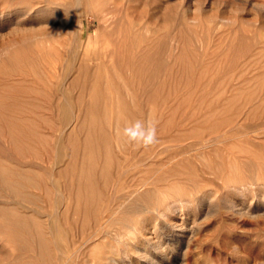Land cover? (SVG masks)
<instances>
[{
	"label": "rangeland",
	"instance_id": "obj_1",
	"mask_svg": "<svg viewBox=\"0 0 264 264\" xmlns=\"http://www.w3.org/2000/svg\"><path fill=\"white\" fill-rule=\"evenodd\" d=\"M49 1L57 3L0 0V167L34 196L26 204L0 185V264H264V0H80L77 10L72 0H59L62 6ZM108 4L124 8L112 29L121 35L129 30L148 84L125 100L129 108L120 124L115 114H87L75 127L64 124L56 105L68 107L62 92H79L70 75L79 68L76 57L86 39L97 35L99 7ZM33 60L42 72L36 81ZM30 115L36 117L23 128L38 137L10 141L15 127L4 119ZM68 119L74 120L71 114ZM136 121L154 125L156 138L187 133L190 139L155 147L158 157L153 146H142L146 183L126 202L131 208H119V191L140 177L133 172L136 156L127 161L122 155L124 142L133 145L124 130ZM193 121L199 122L195 129ZM217 121L225 127L211 136L220 143L199 145ZM101 123L113 136L119 131L122 142L111 139L112 154L102 149L100 156L93 145ZM93 163L97 170L85 176L104 187L95 193L77 186L81 168ZM105 169L108 178L98 181ZM81 197L96 201L92 218L77 210ZM105 202L114 204L107 211L117 209L109 235L89 240L109 214ZM76 246L79 255L71 258Z\"/></svg>",
	"mask_w": 264,
	"mask_h": 264
},
{
	"label": "bare ground",
	"instance_id": "obj_2",
	"mask_svg": "<svg viewBox=\"0 0 264 264\" xmlns=\"http://www.w3.org/2000/svg\"><path fill=\"white\" fill-rule=\"evenodd\" d=\"M60 1H62V0H60ZM60 1L57 0V3H53V2L49 1V4L59 5ZM79 1L80 0H72L71 1L70 6L73 7L72 10L75 9L74 7L77 6L76 4H78ZM89 2L86 1V3H89ZM62 5H63V3H62ZM62 5L60 4V6H62ZM66 5L68 6V4H66ZM84 5H85V3H84ZM88 6H90V5L88 4L87 7ZM119 9H120V7H119ZM119 9L117 6H113L111 4L101 5L99 7L98 11H99L100 16L96 17L98 20V24H99L97 35L95 36L93 42L89 38L86 39V46H85L86 49L82 53L77 54L76 59L78 60L77 62L79 64H77L76 66L79 67L78 69H75V67L73 65L74 62H73V60H71L73 62L72 63L73 67L71 68V70L73 71V68H74L76 70V72L74 70V73L71 72L72 75H70V71H69V74H67V76L70 75L72 77V81L70 84L72 87L79 88V92L77 90V92H76L77 95H76V93L73 91L75 96H73V94H71V92H69L68 90L61 93L62 94L61 98L63 101H65V105L68 104V107H67V105L65 107L62 103L56 105V109L59 113L58 120L60 122H62L64 124L67 123V121L73 122V126L75 127L77 125L79 119H80L79 117H81L82 115L85 116L87 114H90V115L96 114V115L107 116L109 114L111 116V115L115 114L116 121L120 124L122 122L120 120L123 119V110L129 108V106L125 103V100L127 98H129L130 96H132L134 91H136V90L140 91L141 89H143V87L145 85L148 84V81H149L148 78L149 77L147 76L148 73H145L144 66L141 64L142 60L140 59L139 56H136V52H135L134 48L132 47V45H134V44L129 43V30L128 31L126 30L128 33H124V35H121L120 34L121 31H120V33H118V32H114L112 29L111 23L114 20V17H116V15L120 14V12H122L121 10H123L124 8L121 6V10H120V12H118ZM76 10H77V7H76ZM66 11L68 12V10H66ZM66 11H64V9H63V12H66ZM72 12H73V14H75L74 11H72ZM123 21H124V19H122L121 23L124 26ZM125 29H127V28L125 27ZM92 43H93L94 48L90 49L89 46ZM34 45H37V44L35 43ZM95 46H97V48ZM71 52H72V50H71ZM34 54H35L34 57L37 56V52H35ZM143 55L144 54H142V56ZM37 59H38V56H37ZM37 59H35V60H37ZM71 59H73V57H71ZM35 60L32 61L33 70L31 72V74L34 73L33 74L34 77H32V79L34 78L33 81H36V79L39 80L40 78H38V75H41L40 73H42L38 68H36L38 65H36ZM43 60H45V59H43ZM64 60H66V57L64 58ZM37 61H39V60H37ZM41 61H39V62L41 63ZM48 62L51 63V62H54V60L53 61L48 60ZM63 62H65V61H63ZM249 62H251V61H249ZM46 63H47V61H46ZM58 64H60V63H58ZM58 64H56V65H58ZM160 64H162V63L160 62ZM59 66H62V64ZM59 66H58V68H60ZM51 67H53V66H51ZM54 68L57 69V67H54ZM54 68H53V70H54ZM47 70H48V68H47ZM68 70H70V69H68ZM38 71H39V73H38ZM59 71H62V70L59 69ZM43 72L46 73V69H44ZM48 72L49 71H47V73ZM49 73H48V75H50ZM55 74L56 73L54 72V76H55ZM61 76H62V72H61V74L59 73L58 77H61ZM35 77H36V79H35ZM68 79H70L69 76H68ZM59 80H61V78ZM64 80H66V79L64 78ZM60 82H62V81H60ZM63 83H64V81L60 85H62L63 87L67 85V82H66V85H64ZM70 84H69V87H71ZM61 90H62V88H61ZM71 90H75V89L71 88ZM143 91H144V89H143ZM59 92H60V90H59ZM114 100L116 101L115 103H113ZM69 107L71 108L70 112L68 111ZM140 109L143 110V107ZM52 111H53V109H52ZM69 113L71 114L72 119L74 118L73 121L68 119V117L70 115ZM127 115H129V113ZM35 117H36V115H30L28 119L22 120V121H20V120L17 121V119H14V120L4 119V124L6 126L9 123L12 127H15V129L9 128L8 135H9L10 141L17 143V142L21 141L22 138H24L26 136H27L26 138H28V135H29L30 141H32L34 138H37L38 132H33L29 129L27 131V129L23 128L25 123H27L30 118H35ZM209 119L212 120L213 118L210 117L208 119H205L203 122H205ZM192 123H193V125L191 126L192 129H195L199 125V122H196V121H193ZM69 126H70V124H69ZM100 126H101V131H100L99 142H97L96 145H93V149L96 151L95 154L101 156V150L102 149H105L106 151H108L109 153L112 154L111 144H109V141L111 139H112V141L114 139H116L120 143V142H122L121 141L122 135H120L121 133L119 131H116V134L113 136L112 132H110V130H107L105 128L106 123H101ZM223 127H225V124L223 121L215 122V125H213L211 127V129L209 130V133L207 135L208 137L203 138L204 136H202L201 143H199L197 140V144L199 143V145L201 144L202 146L205 144L211 145L212 140L216 141L215 138H217V137L213 138L211 135L212 134H214V135L218 134V132L220 131V128H223ZM155 129H156V136H157L158 129L157 128H155ZM186 134L187 133L181 134L179 136L174 135L173 137L169 136V139H168V137L161 139V138H159L160 137V135H159L156 138V143L154 145H152L153 146V148H151L152 150H150V149L149 150L151 152L153 151L152 153L155 155V157L156 156L158 157V155H156L155 147H163L162 145L170 144L171 142L173 144H174V142L182 143L181 141H184L186 138H189V136L187 137ZM203 134H206V133H203ZM200 135H202V134H199V136ZM26 138H25V140H26ZM160 139H161V141H163V140H165V141L161 142ZM126 141H128V140H126ZM90 142H91V140L87 139V144ZM223 142H224V140H223ZM126 143L130 144L129 142H126ZM215 143L218 144V143H220V141L218 140ZM121 144H120V146H121ZM132 144H131L132 146L128 145V147H127L125 142H124L123 145L127 148H125L124 146H123L124 148L122 146L120 148L121 150L123 148L124 154L121 151H118V153L119 152L122 153V155H125V157L129 156L128 158H130V159H126L127 161L128 160L132 161L131 158H134L136 156L134 159V160H136V162L134 164V171L133 172H134V174H136V176L140 174V177L137 178L138 179L137 183H134V185H130L128 187L125 186L123 194H122V191L121 192L119 191L118 194H121V195L118 197L117 205L114 202L116 200H113L115 207H119V208L123 207L124 205L129 206L128 204H126V202L127 201L130 202L129 201L130 198H135L136 197L135 194L138 192L139 187L143 186V184L146 183L145 177L141 174L143 172V169H144L143 167L145 166V162L142 160L140 161V158L147 151H143V149L141 148L142 145H136L134 143H132ZM176 145H177V143L174 144V146H176ZM172 146L170 147V145H169V146H165L164 148H167V147L173 148ZM178 146H180V145L178 144ZM175 148L176 147H174V149ZM141 149H142V152L140 153ZM147 149H148V147H147ZM162 151H163V149H162ZM179 152L182 153L181 151H179ZM187 152L188 151H186V154H187ZM138 153H140V154L138 155ZM152 153H150V154H152ZM119 155L121 156V154H119ZM121 157H124V156H121ZM150 157H151V155H150ZM124 164H128V163L125 162ZM128 168H130V167H128ZM141 168H143V169H141ZM86 169L83 166V168H81V170L79 172L80 181L78 182V185H77L78 188L81 189V188L89 187L90 189H94V193L98 192L101 188V187H99L100 182H98V184L91 183V182H89L90 178L87 179L85 176L86 173H90L93 175V172L95 170H97V167H94V163H93V164L88 165L86 167ZM126 170H127V167H126ZM126 170L125 171L123 170V171L126 172ZM0 171H1L0 172V185L5 190L12 193L16 198H26L28 201L25 203L32 205L33 204L32 197H34V196L29 195L23 191L27 186L22 184L21 182H19L18 179L9 180L8 176L6 175L8 168L0 167ZM14 171H12V172H14ZM123 171L120 170V174ZM111 173H113V172H111ZM117 173H119V172H117ZM130 173H131V171H130ZM120 174H119V177H122V175L120 176ZM108 176H109V169H105L100 174L98 181L102 182L104 179L106 180L108 178ZM112 178H113V175H112ZM131 178H132V180H129L130 183L133 182L134 177H131ZM128 179H130V176L127 177V180ZM127 180H126V182H127ZM109 181H111V178H109ZM134 181H135V179H134ZM111 182H113V180ZM129 182H128V184H129ZM26 183L28 184V182H26ZM114 184L115 183H112L113 186H115ZM146 185H148V184H146ZM112 188H113V190H112V193H113L115 187H112ZM103 189H104V187H103ZM103 189L101 188V190H103ZM114 193L117 194L116 192H114ZM111 196L107 197L108 198V200H107L108 204L110 203L109 200L110 201L112 200L110 198ZM137 199L139 202L140 198L138 197ZM101 200H104V199H101ZM132 200H135V199H132ZM88 201H89V199L87 200L86 198L81 197L80 199H78V201L76 203V208L78 211L86 212V215H89L87 217L92 218L90 216L91 214H89V213H91V211H92V213H94L96 201H92L91 203H89ZM135 202H136V200H135ZM133 203L134 202H131V205ZM108 204L106 203V208H105L106 211L109 207L112 208L114 206L113 203H112L113 205H111V206H108ZM129 207L131 208V206H129ZM137 207L138 206L136 205V208ZM101 208H102L101 210L104 209L103 207H101ZM116 211H117V209H113L112 211H107V212L104 211L106 213V215L109 213L108 216H106V221L104 223H102V221H101L102 225H100V224L98 225V229H96L97 231L95 230L96 233L91 238H89V240L94 239V238H98V237L105 238L106 235H109V232L106 231V227L109 226L110 221H111L110 218ZM101 212H100V217L102 216ZM102 218H104V213H103V217H101L100 220H102ZM92 220L94 221V219H92ZM92 220L89 219L88 221L93 222ZM96 220H98V219L96 218ZM96 223H98V221ZM96 223H94L95 227H97ZM26 224H27V221L23 220L21 222V227H24V225H26ZM19 225H20V223H19ZM91 226H93V224ZM88 228H90V227H88ZM89 230H91V229H89ZM94 232H92L91 235ZM116 235L118 236L117 233H116ZM36 236H37V240H39L40 235L37 234ZM85 241L87 242V238L84 240V243H86ZM76 243L77 242H75V244ZM80 246L82 248V244ZM79 251H80L79 246L74 247L73 251H72L73 254L70 252L71 258H73V257L76 258L75 256L78 257ZM66 258H69V256Z\"/></svg>",
	"mask_w": 264,
	"mask_h": 264
},
{
	"label": "clouds",
	"instance_id": "obj_3",
	"mask_svg": "<svg viewBox=\"0 0 264 264\" xmlns=\"http://www.w3.org/2000/svg\"><path fill=\"white\" fill-rule=\"evenodd\" d=\"M124 135L129 143L142 145L147 148L156 143V129L154 125H145L141 121H136L135 124L127 127L124 130Z\"/></svg>",
	"mask_w": 264,
	"mask_h": 264
}]
</instances>
